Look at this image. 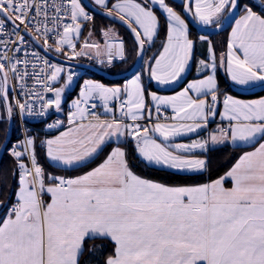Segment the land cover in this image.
Returning a JSON list of instances; mask_svg holds the SVG:
<instances>
[{"label":"snow or ice","instance_id":"obj_1","mask_svg":"<svg viewBox=\"0 0 264 264\" xmlns=\"http://www.w3.org/2000/svg\"><path fill=\"white\" fill-rule=\"evenodd\" d=\"M182 2L183 12L200 25L219 29L234 20L220 67L225 68L226 60V74L236 85H264V0H247L242 6L240 0ZM94 3L127 27L138 58L158 38V5L166 35L145 71L165 85L189 68L195 42L185 18L166 0H116L110 7L108 0ZM91 21L82 0H0V120L11 121L16 114L21 120L26 115L43 117L53 107L61 111L62 95L74 74L42 57L33 43L66 60L87 56L111 66L126 59L125 43L112 27L100 30L102 43L93 39L92 28L80 42ZM200 40L207 42L208 55L198 61L197 73L209 74L174 96L149 93L155 123H140L153 120L142 74L121 87L85 80L72 102L66 130L40 140V147L54 165L86 167L109 140L130 137L146 166L189 179L210 171L208 153L215 146L252 150L243 151L223 175L204 183L170 185L137 175L121 146L84 174L65 177L46 173L37 158V138L25 130L7 149L14 163L11 174L18 180L11 206L0 201L6 209L0 216V264H264V97L240 100L227 95L219 113L226 124L191 143H169L206 130L217 113V55L207 36ZM97 99L100 105L89 107ZM161 106L173 113L164 116L165 122ZM97 107L111 119H101L92 110ZM62 124L57 120L47 127ZM7 134L5 129V138Z\"/></svg>","mask_w":264,"mask_h":264},{"label":"trees","instance_id":"obj_2","mask_svg":"<svg viewBox=\"0 0 264 264\" xmlns=\"http://www.w3.org/2000/svg\"><path fill=\"white\" fill-rule=\"evenodd\" d=\"M245 2H247V0H240L241 5H243V3H245ZM168 3L170 5H172L174 7V9L176 11H178L179 13H181V15H182V4L178 5V4L173 3L171 1H169ZM92 16H93V21H91L87 25H85V27L82 31L81 37L85 36V33L89 28H92L93 32H95V33L100 32V30L102 28H106L108 26L117 28L120 31V36L125 43V49H126L125 57H126V59L123 61L118 60V62L114 63L112 66H110L108 68H102V69L104 71L108 72L109 74H112V75L120 74V73L127 71L130 68V66L133 64V61H134V58L136 55V48L134 46V41L132 40L130 34L128 32H126L125 30H123L122 28H120L119 26H116L115 24H113L112 22H110L109 20H107L101 16H98V15H92ZM159 19H160L161 27H160L158 38L156 39L154 45L150 46L147 49L146 53L153 52V54H155L158 51V49L160 48V44L165 37L164 20L160 16H159ZM226 32H227V30L220 33V34H217V35L208 36L209 40H211L213 45H214L217 57H219V55L225 51V48H226ZM190 33H191L192 37L197 36V32H195L192 29H190ZM139 73L142 74V81H143V84L145 87V94L146 95H147L148 91H157V92H161V93H172V92L176 91L177 89H179L184 84V82L187 79H189V77H190V76H188V77L184 78V80L182 82H180L179 85H177L176 87L164 90V89H158V88L154 87V85L151 83L148 75H146V73L144 72L142 66H140V68H139ZM84 78H91V79H95V80H100L102 83L108 84V85H117V84L119 85L122 83V81H116V82L107 81V80L101 79L100 77H98L94 74L84 72L83 76L77 81V84L74 87L72 93H70L69 98L76 92V90L79 87L80 82ZM217 80H218V86L220 87V89H225L226 91H229L230 86L228 84V81L226 80V78L221 73L217 74ZM263 94L264 93H260V94H256V95L251 96V97H257V96H260ZM240 97L251 98V97H243V96H240ZM6 127H7V121L4 118V119L0 120V146L3 143L4 138H5ZM122 146L127 153V160L129 162V166L132 169V171H134L137 175H140L144 178L158 180L160 182L167 183L170 185L183 184V183H193V182L204 183L210 179L214 180V179L218 178L219 176H221L222 174H224V172L236 161V159L239 157V155L247 149V148H232L229 146H225L222 148L210 150L208 153V155L211 159L210 171L208 173H205L201 177H192L191 179H189L188 176L180 174V173L170 174L166 171H160L156 168H151V167L146 166L137 157L136 152H135V148L133 147L131 142L124 143V144H122ZM110 147H111V145L106 146L94 159H92V161L90 163L87 164L86 167H76V168H72V169H61L58 167H53L46 162L45 157H44V153L39 151V150H37V158L40 161V163L42 164V166L44 167L46 173L50 172L54 175H62L65 177H75V176L81 175V174L89 171L90 169L97 166V164L102 162L103 159L107 156V150L110 149ZM13 168H14L13 160H12L11 156L8 155L7 149H5L3 155L0 159V175H2L4 178L3 182H0V201H3L7 206H9V204L12 201V195H13L14 188L16 187V181H17V176H18V175L15 177L12 176L11 170ZM9 185L11 187H9ZM3 209H5V208H3ZM109 251H110V249H109Z\"/></svg>","mask_w":264,"mask_h":264},{"label":"crops","instance_id":"obj_3","mask_svg":"<svg viewBox=\"0 0 264 264\" xmlns=\"http://www.w3.org/2000/svg\"><path fill=\"white\" fill-rule=\"evenodd\" d=\"M94 6H96L97 8H99V9H101L99 6H97V5H95V3H94V0H89ZM169 1H171V2H173V3H176V4H182V8H183V2H182V0H166V3H168ZM116 2V0H108V5H109V7L111 6V4L112 3H115ZM138 2H141V3H143V0H138ZM169 4V3H168ZM170 5V4H169ZM170 6H172V5H170ZM242 6V5H241ZM173 7V6H172ZM101 10H103V9H101ZM155 11H156V14L158 15V17L160 16L163 20H164V24H165V35H166V22H165V16H164V14L162 13V11L159 9V7H158V5L157 6H155V9H154ZM183 15V14H182ZM160 20V19H159ZM197 24H199L198 22H196ZM234 23V22H233ZM200 25V24H199ZM200 26H202V25H200ZM204 26V25H203ZM214 25H209V26H205V27H213ZM160 27H161V24H160ZM190 27H189V38L190 39H192L194 42H195V45H194V50H193V59H192V61L190 62V66H189V68L185 71V73H183L182 74V77L178 80V81H176V82H174V83H171V84H165V85H161V84H158L157 82H155V81H152L151 79H150V77H149V75H148V73L145 71V67H146V61H149L150 60V58L151 57H153L154 55H158V53H159V50L161 49V47H162V42H161V44H160V48L158 49V51L155 53V54H153V52H151V53H149V57L146 55V52H145V54H144V56H143V58H142V63H141V66L143 67V70H144V72L146 73V75H148V77H149V79H150V81H151V83L154 85V87L155 88H158V89H171V88H173V87H176L177 85H179V83L180 82H182L183 80H184V78H186V77H188V76H190L189 77V79H187L185 82H184V84L179 88V89H177L176 91H174V92H172V93H161V92H157V91H148L147 92V95L145 94V97H146V101H147V104H148V106L149 107H151V109H152V114H153V120L151 121V122H149L147 119H145V120H142V121H140V123L142 124V125H149L150 123H155V116H156V112H155V105H154V103L151 101V97H150V95H149V93H155L156 95H158V96H164V97H168V96H174V95H176L177 93H179L180 91H182L183 90V88L184 87H186V85L189 83V82H191V81H193V80H197V79H201L202 78V76L203 75H207V74H209V73H207V72H205V73H203V74H198L197 73V64H198V61L200 60V59H205L206 57H207V55H208V53H207V42H202L201 40H200V36H202V35H200V34H198L197 33V36H193L192 37V35H191V33H190ZM160 31V30H159ZM231 32V26L228 28V30H227V32H226V48H225V51L223 52V53H225L226 54V52H227V39H228V35H229V33ZM118 35H120V32H118L117 33ZM204 36V35H203ZM208 37V36H207ZM209 39V38H208ZM150 46H146V48L148 49ZM219 57H220V55H219ZM219 57H217V70H216V79H217V74L218 73H221L225 78H226V80L228 81V84H229V86L231 87V86H234V87H237V88H240V89H252V88H255V87H258V86H260V84H256V85H253V86H240V85H236L234 82H232L229 78H228V76H227V74H226V60H225V68H222V67H220V64H219ZM80 58H82V57H80ZM90 59H88V61H84V62H89L90 63V61H92L94 64H97V61L96 60H90ZM83 60H81V61H79L78 60V62H82ZM154 62V61H153ZM137 73H139V70H138V72ZM135 75V74H134ZM132 78V76L131 77H129V78H127V79H125V80H123L122 81V83L121 84H117V85H108V84H104V83H102L100 80H95V79H91V78H84L81 82H80V84H79V87H78V89L76 90V92L70 97V98H68L67 99V101L68 100H70L71 99V104L70 105H68V104H66L67 103V101L64 103V106L66 105V106H71L72 105V102L75 100V99H77L78 98V96H79V92H80V87H81V85L83 84V82L85 81V80H92V81H96V82H99V83H101V84H104L106 87H121V86H123L124 85V83H125V81L126 80H128V79H131ZM217 84H218V80H217ZM220 95V96H219ZM227 95H230V96H233L234 98H236V99H240V100H254V99H259V98H261V97H264V94L263 95H260V96H257V97H251V98H242V97H240V96H238V95H236L234 92H232L231 90H230V88H229V91H226L225 89H220V87L218 86V97L219 98H223L224 96H227ZM208 99H210V97L208 98ZM90 102H93V103H95V104H98V105H100V101L97 99V100H94V101H90ZM62 105V104H61ZM113 107L115 108V104H113ZM161 109H164V110H166L167 112H169L171 115L173 114L172 113V110H171V108L170 107H164V106H161ZM97 110H98V112H99V114L101 115V119H111V114H108L107 116H105L104 114H103V108L102 107H97ZM224 110V105H223V101L222 102H219L218 103V105H217V113H216V115H215V117L214 118H212V119H210V122H209V125H208V128L206 129V130H200L198 133H191V134H186V135H182V136H178V137H174V138H171L170 139V141H169V143H173V144H175V143H185V144H187V143H191L193 140H196V139H199V138H203V137H205V136H207V134H208V132L209 131H211V130H214L215 128H216V126L218 125V124H226L227 123V121H222V119H221V117H220V112L221 111H223ZM116 115H117V117L119 116V114H118V112H116ZM147 115V114H146ZM130 122V121H129ZM169 122H171V121H169ZM66 130V129H65ZM65 130H63V131H65ZM62 132V131H61ZM60 133V132H59ZM59 133H57V134H55V135H53V136H51V137H49V138H53V137H55L56 135H59ZM158 139H162V138H159V137H157ZM127 142H131L132 143V145H133V147L135 148V144H134V142L132 141V139L130 138V137H127V138H120L119 140H117L116 138H112L111 140H109L104 146H103V149L106 147V146H109V145H111V147H110V149H108L107 150V154H108V152H110L111 151V149L113 148V147H116V146H121V147H123L122 146V144H124V143H127ZM225 146H229V147H232V148H247L245 151H250V150H252V148H251V146H244V145H241V146H233V145H231V144H226V145H218V146H215V149H217V148H222V147H225ZM102 149V150H103ZM101 152V151H100ZM99 152V153H100ZM136 152V151H135ZM98 153V154H99ZM97 154V155H98ZM242 154V153H241ZM240 154V155H241ZM96 155V156H97ZM136 155H137V157L141 160V158L138 156V154L136 153ZM95 156V157H96ZM44 157H45V160H46V162L49 164V165H51V166H53V167H58V168H61V169H72V168H64V167H62V166H59V165H54L51 161H49L48 160V158L46 157V155H45V152H44ZM94 157V158H95ZM93 158V159H94ZM235 163V162H234ZM233 163V164H234ZM145 164V163H144ZM232 166V165H231ZM230 166V167H231ZM96 167V166H95ZM149 167V166H148ZM229 167V168H230ZM76 168V167H75ZM151 168H155V167H151ZM228 168V169H229ZM227 169V170H228ZM91 170V169H90ZM226 170V171H227ZM225 171V172H226ZM224 172V173H225ZM84 174V173H83ZM82 175V174H81ZM223 175V174H222ZM16 186H17V184H16ZM226 186H230V182H228L227 184H226ZM16 188V187H15ZM15 188H14V191H13V195H12V201H11V203L9 204V207L11 206V204H12V202H14V200H15V195H14V193H15ZM46 199H47V197H46ZM4 207H2V206H0V216H2L3 215V213H4V211L6 210V209H3Z\"/></svg>","mask_w":264,"mask_h":264},{"label":"water","instance_id":"obj_4","mask_svg":"<svg viewBox=\"0 0 264 264\" xmlns=\"http://www.w3.org/2000/svg\"><path fill=\"white\" fill-rule=\"evenodd\" d=\"M82 6H85V10L88 11L91 15L101 16V17L109 20L110 22H112L116 26H119L120 28H122L126 32H128L130 34L132 40L134 41V37L132 36L130 31L119 20H113L112 18L107 17L106 15H104L103 10L94 6L89 0H82ZM182 14H183V17L185 18L186 22L188 23V26L192 30L197 32L198 34L204 35V36H211V35L220 34L224 31L228 30V28L234 22V20L233 21H226L223 23L222 27L219 29L215 28V26L203 27V26H200L199 24H197L196 21H194L191 16L184 13L183 8H182ZM25 36L28 37L26 34H25ZM28 38L30 39V37H28ZM36 46L42 52H44L42 47H40L39 45H36ZM44 53H46L49 57H51L53 60H55L57 62L65 63V64L71 65L73 67L80 68V69L84 70L85 72H88L90 74H94V75L100 77L101 79L111 81V82L123 81V80L133 76L134 74H136L138 72V70L141 66V63H142V58H138L135 55V59L133 61V64L130 66V68L127 71L120 73V74L112 75V74H109L108 72H106V71H104V70H102V69L98 68L97 66L90 64V63L64 61V60H61L54 55L49 54L48 52H44ZM230 90L238 96L250 97V96H254L256 94H260V93L264 92V85H260L258 87L252 88V89H240V88L231 86ZM6 121H7L6 129L8 130V134H7V138H4V141L0 146V159H1L3 153L6 149V146L10 140L11 133H12L13 119L11 121H8L6 118Z\"/></svg>","mask_w":264,"mask_h":264},{"label":"built area","instance_id":"obj_5","mask_svg":"<svg viewBox=\"0 0 264 264\" xmlns=\"http://www.w3.org/2000/svg\"><path fill=\"white\" fill-rule=\"evenodd\" d=\"M9 27H11V26L9 25ZM25 39L30 40L26 36H25ZM32 48H34L36 51H38L42 57L47 58L50 62L63 65L67 71H70L71 73H73L74 74L73 75V81L77 82L83 76L84 70L53 60L46 53L42 52L34 43L32 44ZM48 53L51 55H54V56H56L59 59L64 60V61H72V62L78 61L76 59L66 60L63 56H58L54 51L48 52ZM18 55H23V53H19ZM29 70H31V69L29 68ZM28 84H29V86H31L32 81L29 80ZM16 91L18 93L19 89L17 88ZM48 95L51 97L50 93ZM224 98H225V96L222 98V101L224 100ZM21 99H23V97H21ZM92 103L93 102H90L89 107L91 106ZM72 110L73 109L71 106L61 105V111L57 112L55 110V108L53 107V108L49 109L48 113L43 117L27 116L26 115L23 117V120H21V117L19 116V114L14 115L12 118L13 119L12 133H11L10 140L6 146V149L10 148L11 144L15 143L17 139H22L24 131L27 130L28 135L34 136L37 138V150L44 153V150L40 147V143H39L40 140L47 139V138L53 136L54 134H57V133L65 130L68 127V124H67L68 113H69V111H72ZM92 110L96 111L99 114L97 108L92 109ZM161 112L163 113V115L161 116L160 119L162 122H165L164 116H168V114H166L164 109H161ZM118 114H119V112H118ZM57 120H60L63 122L61 127L51 128V129L47 127V125L53 124ZM39 163H40V161H39ZM41 166H42V164H41ZM17 180H18V176H17Z\"/></svg>","mask_w":264,"mask_h":264},{"label":"rangeland","instance_id":"obj_6","mask_svg":"<svg viewBox=\"0 0 264 264\" xmlns=\"http://www.w3.org/2000/svg\"><path fill=\"white\" fill-rule=\"evenodd\" d=\"M87 25V24H86ZM91 26V25H90ZM203 26V25H202ZM85 27V26H84ZM108 27H111V26H108ZM108 27H106V28H108ZM203 27H205V26H203ZM115 31H116V33H118V32H120L117 28H115V27H112ZM84 29V28H83ZM83 31V30H82ZM88 31H89V29L86 31V33H85V36L84 37H86L87 35H88ZM94 33V35H93V39H95V40H98V41H100L101 43L103 42V37L101 36V33L100 32H93ZM120 38H121V36L120 35H118ZM84 37H80V42L82 43L83 42V40H84ZM146 55L149 57V53H146ZM82 58H76V60H79V61H81V60H83L82 62H84V61H88V57L87 56H81ZM135 59V58H134ZM90 60H96L95 58H93V59H90ZM89 60V61H90ZM116 62H118V60H116L114 63H116ZM85 63H89V62H85ZM113 63V64H114ZM90 64H93V65H95V66H97L98 68H100V69H102V68H108V67H110L109 65H107V64H99V63H97V64H94L92 61H90ZM112 64V65H113ZM111 65V66H112ZM103 70V69H102ZM63 81H61V83H62ZM76 84H77V82L76 81H72V83L65 89V92L63 93V95H62V99H61V104L62 105H64V103L67 101V99L69 98V96H70V93H72V91H73V89H74V87L76 86ZM56 87H59V84H57V85H55ZM262 93H264V92H262ZM251 97V96H250ZM219 102H222V98H219ZM66 104H68V105H70L71 104V99L70 100H68L67 101V103ZM0 112H2V110H0ZM165 112H166V114H168V116L170 117L171 116V114L169 113V112H167L166 110H165ZM5 119H6V117H5ZM156 122V121H155ZM162 122V121H161ZM167 122H169V121H167ZM55 135V134H54Z\"/></svg>","mask_w":264,"mask_h":264}]
</instances>
